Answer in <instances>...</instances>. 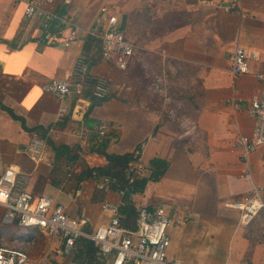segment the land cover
I'll list each match as a JSON object with an SVG mask.
<instances>
[{
    "label": "crops",
    "instance_id": "0c3cea01",
    "mask_svg": "<svg viewBox=\"0 0 264 264\" xmlns=\"http://www.w3.org/2000/svg\"><path fill=\"white\" fill-rule=\"evenodd\" d=\"M36 1L58 18L52 24L51 40L43 39L38 18L25 17L24 0H0V107L22 118L27 128L46 130L53 147L66 146L77 156L72 170L63 169L58 176L63 177L58 188L66 189L69 197L63 204L48 194L52 185L44 179L54 160L52 146L47 143L41 159L32 161L26 151L31 135L1 108L0 169L12 167L28 174L33 194H45L62 204L70 217H83L84 230L91 233L108 222L102 203L119 202V196L108 191L102 202L92 203L98 188L92 179L82 181L76 190V178L86 167L105 163L101 155L88 151L92 134L105 124L104 135L112 138L109 153H129L141 146L137 165L144 168L155 157L169 162L159 181L149 182L142 193L132 196L136 209L164 205L172 218H187L168 228L169 260L264 264V243L249 242L245 229L237 225L238 213L225 206L243 198L253 186L264 188V146L243 163L233 145L236 136H250L254 129L247 110L261 89L257 75L264 74V0ZM233 2L237 7L230 11L218 6ZM112 14L137 46L125 70L102 61L90 49L85 57L88 32L102 28ZM72 27L79 33L66 46ZM237 46L258 57L249 60L247 75L233 79L228 57ZM79 63L87 65L88 77L109 84L105 100L93 105L87 85L82 98L71 96L64 101L42 92V85L52 79H67L73 85ZM184 64L197 69L202 96L196 119L188 118L184 128L178 125L179 132L163 117L167 101L156 92V85L161 86L158 79L169 66L177 67L175 77ZM232 98L239 103L237 110L227 106ZM62 107L66 112L60 115ZM89 108L91 124L84 120ZM245 172L250 179L243 176ZM2 214L0 221L6 224ZM43 238L45 247L30 256L35 260L47 251L48 241ZM56 263L75 264L72 254L57 258Z\"/></svg>",
    "mask_w": 264,
    "mask_h": 264
},
{
    "label": "built area",
    "instance_id": "2783aa9c",
    "mask_svg": "<svg viewBox=\"0 0 264 264\" xmlns=\"http://www.w3.org/2000/svg\"><path fill=\"white\" fill-rule=\"evenodd\" d=\"M24 1L25 17L38 18L43 39L51 40L52 24L58 18L40 8L36 0ZM218 6L230 11L237 7V3ZM78 33V28H70L65 45L73 42ZM88 35L98 40L103 60L112 62L120 70L129 67L137 46L120 29L117 15L108 16L102 28H95L89 31ZM257 57L256 52H247L242 47H235L228 57L229 75L233 79L247 75L250 71L249 60ZM87 77V65L79 63L75 68L76 82L73 85L67 79H52L42 85L41 90L64 101L83 92ZM257 78L261 89L251 98L247 110V114L254 120L253 133L250 136L238 135L233 141L234 147L240 151L243 163L246 162L248 154L264 146V74H258ZM91 91L96 100H101L106 95L107 82L101 78L95 79ZM166 101L169 102L168 97ZM227 106L237 110L239 103L232 98ZM65 112L66 109L62 107L59 114ZM106 129L107 126L101 124L98 133L104 135ZM45 149V142L38 138H32L26 147L30 159L34 162L41 159ZM131 170L144 173L143 167L136 164ZM243 176L250 179L248 172ZM106 182L104 178L103 183H98V188H103ZM30 185L31 179L28 174L16 171L12 167L0 169V207L4 210L3 219L6 224L16 221L25 230L37 229L48 241L47 251L35 260L25 249L11 247L3 241L0 244V264H57V258L72 254L76 242L81 238L92 241L108 264H183L180 260L167 258L170 243L168 228L174 224L184 223L187 221L186 217L172 218L162 205L140 206L136 209L134 228H125L121 225L118 213L121 205V194H118V203L110 201L102 203L101 208L108 216L107 224L88 233L84 230L87 221L83 217H70L62 204L54 202L45 194H33ZM262 194L261 188L253 186L243 198L225 203L227 208L238 213L239 227L246 228L264 209ZM24 244L27 248H32L34 242L31 239Z\"/></svg>",
    "mask_w": 264,
    "mask_h": 264
},
{
    "label": "trees",
    "instance_id": "16d2710c",
    "mask_svg": "<svg viewBox=\"0 0 264 264\" xmlns=\"http://www.w3.org/2000/svg\"><path fill=\"white\" fill-rule=\"evenodd\" d=\"M86 44L87 49L85 51V57L87 56V52L89 51V49L92 55L96 53L101 57V48L97 39L90 37V39L86 41ZM196 70V68L193 69L190 66L184 64V66L180 70H177L175 73V77L181 76L186 79L192 78L194 79V81H196L195 87H192L193 93H191V90L186 93H181L177 90L173 91L172 87L167 88L166 95L169 98V102L166 103L163 117L169 122L178 125V123L176 122L177 120L173 119V116L175 115V113H179V103H185L187 101H189L191 106H189L187 115L183 116V118L185 119V121H187L188 118H190L191 120L196 119V110L199 107L198 102L200 100V97L202 96L201 81L198 77V73H196ZM93 83V78L87 77L86 81L84 82L83 92H81V94L75 95L74 97L82 98L84 94L87 93V90H85V87L87 85L90 89L89 93L91 95V98L94 100L93 105L105 100L108 96L109 84L107 83V92L105 97L101 100H96L91 91V86ZM0 108L6 111L13 120L19 121L21 123L22 129L27 131L31 135V138H38L44 141L46 147L47 143L48 146H52V143L46 136V130H43L40 127L27 128L25 125V121L22 118L16 116L9 108H6L4 106H1ZM90 108H92V106ZM90 108L84 114V120L88 124L92 123V120H88V116L91 111ZM185 121H182L181 123ZM111 140L112 138L109 135H100L98 132L92 134L88 151L90 153L101 155L105 159V163L102 166L86 167L85 170L76 178V190L79 184L84 180L92 179L97 183H103V179L105 178L107 182L104 184L103 188L95 189L91 197V202H102L105 199L106 193L108 191L115 194H121V205L118 208L121 225L125 228L133 229L135 226L134 222L136 219L137 211L134 207L132 196L134 194L142 193L145 186L149 182L159 181L167 171L169 162L161 158H152L148 162L147 166L143 168L144 173H137L135 172V170H131V167L135 164L137 165L141 152V146H137L134 151L129 153L113 154L108 152V146ZM52 151L54 154V160L51 165V171L44 179V181L45 183H50L51 185L59 187V174L63 169L66 170L67 173H69L72 170L71 163H73L77 159V156L71 155V150L66 146H52ZM262 197L264 202V188ZM252 223L253 221L245 228V237L249 240V242L253 243V245L256 243H262L256 241L258 238L255 235V230H253L252 228ZM23 230L24 229L21 228L16 221L12 224H1L0 244L5 241L11 247L25 249L29 256L39 253V251L45 247L43 236L38 231H33L30 239L27 240L32 239L34 245L32 248H27L24 244V242L27 240H25L23 237ZM72 262L75 264H107V260L100 255L98 247L92 241L85 238H81L76 242V245L72 252Z\"/></svg>",
    "mask_w": 264,
    "mask_h": 264
},
{
    "label": "rangeland",
    "instance_id": "374dc122",
    "mask_svg": "<svg viewBox=\"0 0 264 264\" xmlns=\"http://www.w3.org/2000/svg\"><path fill=\"white\" fill-rule=\"evenodd\" d=\"M102 61H105V60L102 59ZM105 62H109V61H105ZM176 68L177 67H175L174 65L169 66L168 70L162 73V75H161L162 80H161V78L158 79L159 81L162 82V84H161V86H159L158 84H157L158 86L156 85V92L160 96H162V99H163V97H165V98L167 97L166 89H165V87L167 85H171L169 87H172L173 91L177 90V91H180L181 93L182 92L186 93L189 90L192 91V87L193 86L195 87L196 81H194V79H192V78L186 79V78H183L181 76H178L179 78L174 77V72H175ZM191 93H193V91ZM179 104H180L179 113L178 112L175 113V115L173 116L174 117L173 119L177 120L176 122L178 123V125L181 126L182 128H184L185 122H183V123H181V122L185 121L183 116L187 115V112L189 110L188 108L191 105H190L189 101H187L185 103L184 102L179 103ZM178 125L174 124V126L177 128V131L180 132V128L178 127ZM248 156H249V154H248ZM60 180H63V177ZM52 186H54V187H52ZM52 186L48 188V194L55 200H57V198L60 199V202H62L64 204L66 202L65 198L69 197V193L65 191L66 189L61 190L60 188H58L55 185H52ZM262 196H263V194H262ZM162 206H164V205H162ZM3 211L0 210V215L3 213ZM101 216H102L101 220H105V218H106L105 215L102 214ZM1 224L2 223L0 221V226H1ZM252 228H253V230H255V232H256L255 235L258 238L256 241L264 243V209L261 210L259 212V214L256 216V218L253 220ZM30 230H32V231H30ZM35 230L38 231L37 229H29V230L24 229L22 233H24V237H30L33 234L32 232ZM22 233H20V234H22ZM12 244H14V243H12ZM69 264H72V263H69Z\"/></svg>",
    "mask_w": 264,
    "mask_h": 264
}]
</instances>
